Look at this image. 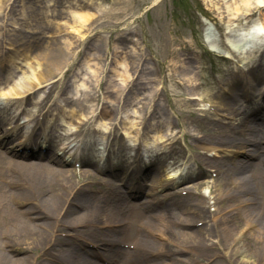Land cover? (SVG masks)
Returning a JSON list of instances; mask_svg holds the SVG:
<instances>
[{
  "label": "bare ground",
  "instance_id": "obj_1",
  "mask_svg": "<svg viewBox=\"0 0 264 264\" xmlns=\"http://www.w3.org/2000/svg\"><path fill=\"white\" fill-rule=\"evenodd\" d=\"M5 1L7 0H0V13L3 12ZM227 1L226 32L228 34L225 35V41L230 43L232 48L236 43L241 42L230 36V28L234 24L233 18H237L240 12L262 7L260 20L250 23L248 27L242 26L241 32L243 35L264 36V0ZM26 3L28 1L23 0L20 5L21 13L35 17V21L39 24V30L36 31L42 36L46 32H48L47 37L49 33L55 35L63 28L76 32V35L62 36L57 40L50 39L48 45H43L45 50L38 52L41 61L37 62L43 68L40 70L36 67L22 85L8 89L13 95L23 93L28 86L35 88L36 84L46 83L54 76L64 77L66 66L70 62L69 58L73 56L72 50H75L73 44L76 39L84 38L90 23L94 22L101 9V3L96 0L87 1L94 4V11L86 10L80 5L79 0H69L64 10L67 18L59 22L57 19L55 22L51 20L55 23L52 30L42 27L44 15L27 8ZM57 15L63 16L62 10L58 11ZM60 22H63L65 27H61ZM204 36L209 47L218 50L216 44L219 38L216 34L206 31ZM16 37L15 35L13 40ZM39 39L40 36H36L30 41L32 44H22L24 46L22 50L26 52L39 49L42 46ZM20 50V48L16 50V53ZM130 51L131 57H134L132 55L135 51L132 49ZM229 51H226L227 56H231ZM12 61L17 60L12 57ZM112 63H115V66L121 65L128 71L127 66L130 61L117 53L114 54ZM84 65L90 71L94 68L88 61L84 62ZM183 65L181 64V69L177 71L178 77L181 81L190 84L193 89L191 95L201 96V91L194 86L195 77L188 67ZM262 65L263 63L255 69L251 68V74L258 77L251 78L250 86L245 88L254 90L258 78L264 79ZM144 75L138 76L135 89L138 90L141 84L145 86ZM112 81L114 79L109 78L108 82L112 83ZM228 83L227 81L229 87L224 92L229 96L222 98L221 102L216 100L214 102L220 105L219 108L226 113L225 115L233 116L235 120L232 122L236 121L235 123L211 118L205 114H202V117H195L192 112H188V116L193 118L194 125L200 128H194L201 133V136L196 138L201 142L198 147L211 152H216L224 146L241 149L242 158L233 156L234 151L219 157L201 154L198 150L193 151L197 154V164L202 173H206L207 168L214 167L215 175L210 186L214 194L211 203L214 206L213 212L206 209L204 196L195 191L204 184L202 181L189 184L184 194L183 190L177 193L163 192L175 183L174 176L184 172L179 167L174 168L167 178L154 176L156 181L146 191L145 201L133 202L134 198L144 192L143 183L149 171L163 162L164 156L159 153H156L153 159L151 157L148 163L144 159L141 160V157L136 159L139 153L136 151L133 163L128 165L125 160L119 162L110 160L101 165L91 153L79 157L74 153L69 159L67 157L70 154L69 145L58 142L60 135L52 132V127L50 128L52 125L45 118L44 121L37 122L38 115L49 113V93L38 102L40 109L35 122L32 117L27 118L26 121L32 125L30 131L22 135L20 131L24 128V124L19 123V118L25 108L15 111L16 114L11 116V108L15 101L9 98L6 102H0V129L6 124L14 123L5 134L0 133V149L7 148L12 153V156H9L0 150V171L10 168L12 172L8 177L0 179V264L28 263L25 255L15 256L8 252L7 247L10 243H14L12 247L18 249L17 251L21 249L22 243L26 244L24 249L27 250L33 249L32 245L35 243H45L43 246L48 245L45 249L52 257L51 261L56 262L59 259V264H197L205 259H211L214 255L217 261L224 259L229 264H264V105L260 104L246 111L238 97L230 96V91H234L232 85L235 86L237 83L231 85ZM52 87L51 84L50 89ZM68 87V84L61 85V99L65 98L64 94ZM133 94L137 96V93ZM31 95V93L27 94L24 105L31 103ZM213 95L219 96L218 93ZM246 96L247 93L244 97ZM134 99H136L134 95L133 99L131 95L130 99L120 107L121 110L126 107L123 112L120 110L123 117L120 111L103 106L97 115L98 126L104 127L103 119H106L104 117L117 113L125 124L124 128L130 131L131 126L134 125L128 128L126 125L133 124V120L130 121L129 106L134 105ZM133 111L135 112L134 109ZM155 120L157 116L153 110L147 121ZM198 120H207V126L200 127V124H197ZM88 122L90 120L85 124ZM153 125L157 126L156 123ZM43 126L45 128L41 130ZM114 127L112 125L110 129ZM157 127L155 130H159ZM110 132L109 136L118 139L115 131ZM16 135L19 137L10 141L8 145L7 141ZM158 135L164 136L161 133ZM85 141L86 139L84 143ZM44 143H47L54 152L56 151L50 158L48 155L52 150L44 147ZM109 152L111 155L113 149L110 148ZM123 152L125 148L121 147L119 156H122ZM33 156L45 158L47 161L45 163L25 161L26 158ZM72 161L80 163L79 170L67 168L66 165ZM100 173H105L108 178L102 177ZM123 187L129 189L124 190ZM172 193L174 195H170ZM156 196L161 197L156 199ZM29 200L30 205L22 208L21 205ZM222 203L226 205L222 206ZM210 236H215V239H211ZM73 238L81 240L84 238L97 244L96 252L100 256H88L89 251L83 252L81 247L71 242ZM130 239L132 244L122 248L123 242ZM211 250L216 254L207 253ZM172 260L173 262H170ZM194 261L195 263H192Z\"/></svg>",
  "mask_w": 264,
  "mask_h": 264
},
{
  "label": "rangeland",
  "instance_id": "obj_2",
  "mask_svg": "<svg viewBox=\"0 0 264 264\" xmlns=\"http://www.w3.org/2000/svg\"><path fill=\"white\" fill-rule=\"evenodd\" d=\"M8 1H10L8 5L11 6L12 1ZM81 1L84 2V0ZM98 1H101V9L98 11L94 22L90 23L89 31L84 39H76L73 44L76 52L73 57L69 58L70 62L66 66L67 69H65L64 77H58L57 81H55L57 77H53L54 79L52 80L55 81V84L52 89H50L49 83L46 82L40 86L36 84V88L28 86L23 91V93H26L27 91L36 90L33 91L32 103L26 107L21 122L28 117H32L33 122L35 121L37 111L40 109L38 102L49 93L48 101L53 102V99L54 102L51 107L52 110L46 119L52 125L50 126V128L52 127V132L58 136L60 135L58 142L70 144L72 154L81 151V148L79 150L76 148L77 140L73 132L82 128L87 134V129L93 125L94 127L96 126L95 133L92 136H88L87 143L83 144L82 152L92 149V154H95L97 160L103 158L100 160L102 164L105 157L104 151L107 145V134L110 125L117 121L119 130L124 131L127 139H124V141L121 139L112 140L114 145L112 147L115 149L118 148L119 144L120 146L126 145V151L122 156H119L118 150L115 149L116 151H114L111 157L113 162H119L120 160H125L126 164L132 162L137 144L140 146L142 159L148 163L151 157L152 159L154 158V154L157 151L170 150V146H162L164 142L155 143L153 140V137H157L159 133L163 134V137L175 136V139L179 141L176 147L187 145L190 148L197 146V142L193 140L192 136L194 134L201 136V133L194 129L199 127L194 125L193 118L191 119L188 116V112H192L195 117H200L198 115L203 114L202 107L206 105L202 102L189 100L191 97L190 92L193 89L185 81L181 82V79L177 75V71L181 69V64L187 66L188 70L192 72L191 74L196 79L194 86L201 91V96L210 100V102H214V100L221 102V99L226 96L224 89L229 87L227 86L228 81L230 85L234 82L237 83L235 86L234 84L232 85L234 91L230 92L232 96L239 98L245 110L248 111L255 107L257 105V103L256 105L254 104L255 100L258 103L264 104V79L258 78V82H255L253 91L256 97L254 96L253 103L250 105L251 102L244 100V94L251 92L249 88H245V86H250V79L246 81V77L244 76L257 78V75L253 76V73L251 74V68L255 69L261 63H263L262 66L264 67V51H259L264 46V41L258 40L256 36L242 34L241 27L245 21L249 20L248 17H245L247 15H245L246 12L244 11L238 13L239 16L237 18H233L234 24L230 28V36L240 40L241 44L236 43L232 48L231 44L225 41L224 37L227 30L226 19L228 17L227 0ZM22 2L23 0H17L14 2L12 9L4 10L6 14L1 15L0 13V20L5 21L7 17L6 39L0 43V82H2L0 83V102L4 92L8 93L7 95H12L8 89L22 85L25 78L29 76L33 69L39 67L38 69L41 70L43 68L37 64L38 61H41L39 59L40 53L38 52L45 50L44 46L50 42V34L48 37L46 36L48 32L42 36L41 33L36 31L39 30V24L35 21V17H28L24 13H21L20 5ZM67 4L66 1L61 0H32L28 1L25 5L29 9L42 13L41 15H44L42 27L52 28L53 30L55 23L51 20L55 22V19H57L59 22L67 18V14L64 11ZM61 10L63 16L58 17L57 12ZM250 11L258 15L261 14L263 9L262 7H256ZM203 17L209 19L213 26L211 28L218 33L220 47L225 50H232L229 51L232 54V60L226 59V57H218L208 50L203 38V28L205 26L204 20H202ZM63 22L59 24L61 27H65ZM15 35L17 37L13 40ZM91 35L96 36L90 39ZM36 36H40L39 40H41L40 44L42 46L40 45L39 49L24 52L22 44H32L30 41ZM19 48L21 49L20 52L16 53V50ZM131 49L135 51V54L132 55L134 57H131ZM117 53L122 54L127 61H130L127 66L128 71L125 67L122 68L121 65L115 66V63H112L114 54ZM150 55L153 56L152 59L149 58ZM12 57H15L17 61L13 62ZM86 61L93 65L92 71L85 65L83 66ZM151 63L154 64L155 68ZM94 71L95 73L93 74ZM119 72L120 75H118ZM99 74H101L100 77ZM142 74L146 76V79H144L145 86L141 84L137 90L135 89V82L138 76ZM109 78H113L114 81L112 83L108 82ZM62 84L69 85L67 92L64 94V99H61L62 94L58 93L62 92L60 89ZM222 86H224L223 91L220 90ZM155 91L159 92V94L155 101L153 100L154 104L150 105V107L147 97H150ZM132 92L137 93V96ZM214 93H218L219 96L213 95ZM131 95L132 99L133 95L136 99H134V105L129 106L130 121L133 120V124L129 123L126 126L128 128V126L134 125L131 126L130 131L124 128L125 124L122 123V119L117 116V113L104 117L106 118L103 119L105 122L104 127L98 126L95 117L97 111L105 106L119 112L122 104L125 101L127 102ZM167 103H169L171 111L167 109ZM15 109V107H12L11 111H15ZM124 109L121 111L123 112ZM151 110H154L157 116V120L154 122L147 121ZM122 112L121 115L123 117ZM208 116L213 117L209 114ZM88 120L90 122L85 124ZM234 120V118H223V121L230 123H235L232 122ZM197 122V124H200V127L207 126L205 120H198ZM154 123L158 127L153 125ZM11 125H4L0 131L3 132L5 127L9 128ZM31 125L32 123L25 124V130H28ZM156 127L159 130H155ZM121 128H124L126 131ZM136 129H139L142 137L138 139L139 141L136 140L135 143V139L133 140V138L136 137ZM116 131L118 132V130ZM184 131L186 132L185 137ZM156 140L160 141L162 139L158 138ZM85 147L87 150H85ZM51 150L50 155L56 152L52 148ZM31 159L42 162L40 159H36V157H31ZM178 164H181L183 168L185 166L187 175L197 171L195 163L189 160L188 156H185L183 153L169 154L164 157L162 163L156 166L158 169L154 168L149 171L148 177L144 179L148 183L143 188L145 190L144 193L133 199V202L144 201L147 197L146 190L150 189L149 184H153L156 180L154 176L166 178L167 175L172 174L173 168L176 165L178 166ZM68 167H73V165H68ZM10 173H12L10 168L3 169L0 171V179L8 177ZM208 177L210 178V175ZM185 178L183 174L177 178V182L172 187L163 192H175L177 189L184 188L188 183L198 179ZM199 178L201 180L205 177ZM209 178L204 179L205 183L200 189L202 192L208 194L210 192L212 196L213 192H211L209 186H211L213 179L208 181ZM159 197L161 196H156V199ZM208 197L206 201L209 200L211 202V198ZM223 205L226 204L222 203ZM208 209L212 210L213 207L208 204ZM13 244L10 243L8 249L13 248ZM44 244H33V249L30 250L34 253L28 251V254H23L26 250L24 249L26 244L23 243L18 255L16 254L17 252L10 251V249L8 252L15 256L27 255V264L45 263L46 252ZM215 262L217 264H229L224 259Z\"/></svg>",
  "mask_w": 264,
  "mask_h": 264
}]
</instances>
